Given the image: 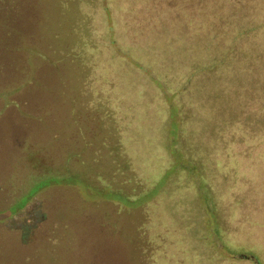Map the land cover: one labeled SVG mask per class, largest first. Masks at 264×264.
<instances>
[{"label": "rangeland", "instance_id": "rangeland-1", "mask_svg": "<svg viewBox=\"0 0 264 264\" xmlns=\"http://www.w3.org/2000/svg\"><path fill=\"white\" fill-rule=\"evenodd\" d=\"M61 1L30 0L40 23L20 25V44L0 32V264L40 262L29 251L56 221L75 224L67 207L100 233L79 238L92 264H146L151 249L159 264H264V156L213 163L207 183L170 175L192 144L187 103L137 59L124 16ZM52 248L41 264L58 262Z\"/></svg>", "mask_w": 264, "mask_h": 264}, {"label": "trees", "instance_id": "trees-1", "mask_svg": "<svg viewBox=\"0 0 264 264\" xmlns=\"http://www.w3.org/2000/svg\"><path fill=\"white\" fill-rule=\"evenodd\" d=\"M73 1L81 8L91 5L97 15L102 11L112 15L115 11L124 16L125 32L135 45L132 52L138 51L137 59L146 61V71L158 66L156 82L163 93L173 90L176 103L180 97L187 103L190 111L185 112V122L193 124L192 144L176 148L180 162L170 167V175L197 173L200 181L207 183L204 172L211 170L213 163L219 170H227L237 165L241 156H264V0H86L91 4L84 0H62L60 3L69 7ZM31 7L30 0H0V32L8 42L11 39L10 45L20 44L24 37L21 24L40 23L37 15L31 14ZM91 21L84 12L77 23L85 26ZM214 152L220 154L218 160L211 158ZM140 205L128 200L123 206L132 209ZM65 210L69 211L68 216H75V224L55 220L48 228L46 242H39L38 247L29 251L40 256L36 264L42 263L43 253L47 254L50 248L54 251V245L58 262L45 264H92L95 260L86 255L76 257L79 248L85 246L80 237H90V243L97 241L96 236L94 242L92 237L97 232L90 233V223L82 220L90 213L70 207ZM74 248L76 259H69ZM146 253L147 250L139 252L140 258L142 255L149 258L146 264H159L152 249L149 255Z\"/></svg>", "mask_w": 264, "mask_h": 264}]
</instances>
